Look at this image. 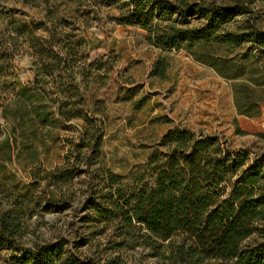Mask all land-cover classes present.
Listing matches in <instances>:
<instances>
[{
  "label": "trees",
  "instance_id": "16d2710c",
  "mask_svg": "<svg viewBox=\"0 0 264 264\" xmlns=\"http://www.w3.org/2000/svg\"><path fill=\"white\" fill-rule=\"evenodd\" d=\"M22 1L44 5L51 27L10 19L0 32V71L20 52L32 56L53 80L49 97L56 116L75 121L77 130L62 165L34 170L26 191H13L0 178L1 264H125L122 254L135 250L158 264H264V150L251 155L218 137L173 128L125 184L101 163L106 105L93 92V86L107 85L112 66L90 61L79 27L69 28L60 5L53 9L60 1L67 10L69 0ZM106 1L117 12L111 17L116 25L139 29L150 47L183 51L231 82L238 116H261L264 0ZM80 3L71 4L74 13ZM168 65L166 58L156 59L151 76L165 78ZM256 136L264 143V133ZM81 176L86 179L78 220L85 238L70 248L63 238L27 242L29 222L44 211L41 205L70 209L73 183ZM88 243H98L105 259L77 255Z\"/></svg>",
  "mask_w": 264,
  "mask_h": 264
},
{
  "label": "rangeland",
  "instance_id": "374dc122",
  "mask_svg": "<svg viewBox=\"0 0 264 264\" xmlns=\"http://www.w3.org/2000/svg\"><path fill=\"white\" fill-rule=\"evenodd\" d=\"M75 1L79 0L67 1L70 13L62 9L60 1L54 2L53 9L60 5V15L67 19L69 28L79 27L90 61L112 66L107 85L101 89L93 86V92L106 105L101 163L120 175L125 184L132 183L161 136L173 128L218 137L251 155L264 150V143L256 136L264 133V104L259 118L238 116L231 82L183 51L162 52L150 47L139 29L116 25L111 17L117 12L106 5V0H80L79 10L74 13L71 4ZM12 18L51 27L44 5L0 0V32ZM66 23L60 21L59 25ZM161 57L169 65L165 78L158 79L150 72ZM52 82L33 57L24 52L0 71V178L13 191H26L34 170L62 165L69 140L76 133L75 121L62 122L55 114L56 107L49 97ZM34 108L46 111L47 116L35 115ZM85 179V176L75 179L72 189L76 191V201L70 209L41 205L44 211L29 222L27 242L52 243L63 238L70 248L85 238L86 232L80 229L78 220L82 215L78 208L84 196ZM104 240L99 238L97 242ZM95 245L79 247L77 255L97 261L100 255ZM144 254L141 250L127 251L122 258L125 264H158Z\"/></svg>",
  "mask_w": 264,
  "mask_h": 264
}]
</instances>
